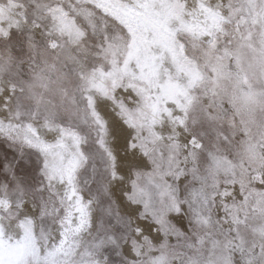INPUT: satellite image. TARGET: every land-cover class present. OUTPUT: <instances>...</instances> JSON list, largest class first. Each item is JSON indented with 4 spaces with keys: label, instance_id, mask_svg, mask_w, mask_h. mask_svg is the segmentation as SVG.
I'll return each instance as SVG.
<instances>
[{
    "label": "snow or ice",
    "instance_id": "snow-or-ice-1",
    "mask_svg": "<svg viewBox=\"0 0 264 264\" xmlns=\"http://www.w3.org/2000/svg\"><path fill=\"white\" fill-rule=\"evenodd\" d=\"M0 264H264V0H0Z\"/></svg>",
    "mask_w": 264,
    "mask_h": 264
}]
</instances>
